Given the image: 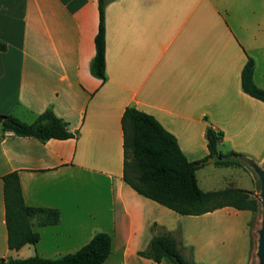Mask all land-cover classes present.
Segmentation results:
<instances>
[{"label": "crops", "instance_id": "1", "mask_svg": "<svg viewBox=\"0 0 264 264\" xmlns=\"http://www.w3.org/2000/svg\"><path fill=\"white\" fill-rule=\"evenodd\" d=\"M105 20L102 82L91 72L98 0H0V115L32 124L50 110L74 135L42 142L0 128V260L74 253L104 232L112 238L104 264H172L139 254L164 234L194 263L219 264L220 252L237 264L242 250L251 264L249 211L181 216L124 181L122 117L128 107L153 116L190 162L208 157L211 125L224 134L219 148L230 143L229 152L264 169V102L241 84L250 56L264 89V0H106ZM207 160L196 171L204 192L244 189L242 174L256 181L246 167ZM206 165L239 172L218 188ZM12 172L26 205L61 213L56 225L35 219L40 240L19 251L8 247L5 219L3 177ZM223 212L241 216L245 232L221 233L231 248L218 251L210 241L222 223L212 218Z\"/></svg>", "mask_w": 264, "mask_h": 264}, {"label": "trees", "instance_id": "2", "mask_svg": "<svg viewBox=\"0 0 264 264\" xmlns=\"http://www.w3.org/2000/svg\"><path fill=\"white\" fill-rule=\"evenodd\" d=\"M105 8L106 0H98L99 26L91 66L92 74L102 82L106 80ZM255 67V60L248 56L241 74L242 89L252 98L264 102V89L254 82ZM205 119L208 120L207 117ZM122 127L124 181L140 195L181 216H201L226 207L256 213L261 207L259 199L249 190L226 188L204 192L199 187L196 171L209 158L214 159L218 167H245L242 159L246 157L243 154L234 151L223 154L219 151V144L224 138L222 131L208 126V157L204 161L190 162L182 153L176 138L153 116L128 107L122 117ZM0 128L42 142L74 137L68 131L67 124L50 110L41 114L32 124L12 116L0 115ZM3 183L8 247L12 251H19L25 246L35 247L40 234L33 231L34 220L37 219L42 226L56 225L60 222L61 213L57 209L26 205L17 172L5 175ZM111 251V236L97 232L88 244L74 253L55 258L35 255L9 262L1 259L0 264H104ZM139 254L156 263L167 261L172 264H197L182 255L177 240L170 234L154 236L148 249Z\"/></svg>", "mask_w": 264, "mask_h": 264}, {"label": "rangeland", "instance_id": "3", "mask_svg": "<svg viewBox=\"0 0 264 264\" xmlns=\"http://www.w3.org/2000/svg\"><path fill=\"white\" fill-rule=\"evenodd\" d=\"M220 151L223 152V154H226L227 152H229L231 149L230 143H227L225 148L220 147L219 148ZM211 158H209L207 160L208 163H210ZM242 163L245 165V167L247 169H249L250 172L253 173L256 181L253 182V180L248 176V175H244L242 174V178H244V182H243V187L244 189H247L249 191H252L254 193V196L257 197L258 199L260 198V193H261V180L259 175L257 174V172L254 169V165L249 162L246 158L242 159ZM209 165V164H208ZM208 165H206L205 167V171H210L211 173V177L212 180L215 181L216 186L218 188H224V187H228L230 186L229 182L231 180L230 177V173H232V171H238L235 168L233 169H225V168H216L214 172H212L213 170H211V168L208 167ZM200 181L202 182V177L200 176ZM235 211V210H234ZM235 213H239L238 211H235ZM224 215L221 216H213V219H216V221L221 222V226L218 229L220 236L218 238H214L211 239V244L212 246H215L216 249L219 251L221 250H226V249H230V244L225 242L224 237H221V233H227V232H232L233 236H238L239 231L242 232L244 234L245 231H242L243 228H245V222L242 220L241 216H236V215H231L227 212H223ZM248 217V221L247 222V231L246 232V236L247 239L249 237V233L251 235V239H252V263L251 264H260V260L257 256V252H258V245H259V231L262 228L263 225V206L261 204V207L259 208V210L256 213H252V212H247ZM231 222V223H230ZM224 223V224H223ZM241 233V234H242ZM235 237V239H236ZM242 237V236H241ZM222 254L219 252V264H226L227 263V258L225 256V254ZM239 260H235L234 263L237 264H247V258L244 259V254H242V250L239 253Z\"/></svg>", "mask_w": 264, "mask_h": 264}, {"label": "water", "instance_id": "4", "mask_svg": "<svg viewBox=\"0 0 264 264\" xmlns=\"http://www.w3.org/2000/svg\"><path fill=\"white\" fill-rule=\"evenodd\" d=\"M210 161H213V159L211 158ZM254 169L259 175L261 180V193H260L259 201L263 206V225L261 230L259 231L260 236H259L257 256L260 260V264H264V169H261L255 165H254Z\"/></svg>", "mask_w": 264, "mask_h": 264}]
</instances>
